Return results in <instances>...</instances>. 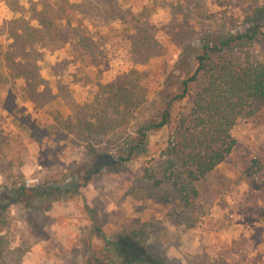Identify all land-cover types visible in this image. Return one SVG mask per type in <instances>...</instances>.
<instances>
[{"label": "rangeland", "instance_id": "obj_1", "mask_svg": "<svg viewBox=\"0 0 264 264\" xmlns=\"http://www.w3.org/2000/svg\"><path fill=\"white\" fill-rule=\"evenodd\" d=\"M255 29L253 40L221 50L240 63H264V0H0V264H122L123 255L129 263L211 264L180 242L206 223H236L234 235L259 240L264 100L237 119L233 151L197 184L201 197L189 206L156 179L165 134L191 107L202 74L174 104L172 123L119 158L162 110L158 83L169 99L204 45ZM115 53L147 81L120 74ZM26 177L40 182L12 202ZM40 185L69 192L33 197L29 189Z\"/></svg>", "mask_w": 264, "mask_h": 264}, {"label": "trees", "instance_id": "obj_2", "mask_svg": "<svg viewBox=\"0 0 264 264\" xmlns=\"http://www.w3.org/2000/svg\"><path fill=\"white\" fill-rule=\"evenodd\" d=\"M3 32H0V35ZM6 33V31H5ZM257 35V29L250 33L237 34L224 37L217 43L204 45L201 53L196 55V67L193 73L182 79L181 91L171 95L169 99L161 95L160 84L156 85V94L160 95L162 102L161 111L156 117L148 119L135 138L136 143L131 146L127 157H119L127 160L133 148L145 144L149 130H159L168 127L172 123V109L174 104L190 96V83L204 76L203 86L196 92L193 103L188 111H182L175 120L171 131L165 134L167 145L162 155L157 170V183L167 182L178 194L180 201L189 206L200 199L201 192L198 183L205 180L219 164H221L233 151L235 139L231 136V130L237 119L245 112H250L252 100H264V63L245 57L243 63L224 57L221 50L226 47L245 44L253 40ZM123 55L125 53H122ZM114 54L117 68L120 74H130L135 82H143L141 75L134 76V69L129 66V58ZM136 72V71H135ZM147 76V74H143ZM0 80L2 75L0 74ZM148 81H153L150 78ZM257 165V162L252 164ZM89 180V174L84 177ZM33 197H48L57 193H67L60 185L33 187L29 189ZM26 189L20 187L10 195L12 202H19L26 196ZM4 206H0V210ZM1 244V243H0ZM122 264H139L132 260L129 263L126 255L122 256ZM160 259L153 260L150 264H160Z\"/></svg>", "mask_w": 264, "mask_h": 264}, {"label": "crops", "instance_id": "obj_3", "mask_svg": "<svg viewBox=\"0 0 264 264\" xmlns=\"http://www.w3.org/2000/svg\"><path fill=\"white\" fill-rule=\"evenodd\" d=\"M73 112L74 110L69 111L68 115L74 116ZM220 167L221 164L216 167V170H219ZM79 190L82 189L79 188ZM81 200L93 207L90 200ZM72 203L73 201L71 200L67 201V209L75 213V209L71 208ZM202 226H207L205 232L201 231L200 234L193 237L182 236L180 239L183 250L185 252L188 251L196 259L198 255L204 254L212 261L211 264H264V231L259 236V240H256L252 235L253 233L250 235V232L245 235H234L236 232L234 227H238L236 223H217L214 229L213 226H209L207 223ZM224 226L225 229L219 230L220 227ZM258 226L264 227V223H258ZM226 228L228 229L227 232ZM239 244L245 246L243 247ZM190 245L193 247H190Z\"/></svg>", "mask_w": 264, "mask_h": 264}, {"label": "built area", "instance_id": "obj_4", "mask_svg": "<svg viewBox=\"0 0 264 264\" xmlns=\"http://www.w3.org/2000/svg\"><path fill=\"white\" fill-rule=\"evenodd\" d=\"M39 182H40V179L38 177H26L21 182V185L23 187L29 188L31 186L39 184Z\"/></svg>", "mask_w": 264, "mask_h": 264}, {"label": "water", "instance_id": "obj_5", "mask_svg": "<svg viewBox=\"0 0 264 264\" xmlns=\"http://www.w3.org/2000/svg\"><path fill=\"white\" fill-rule=\"evenodd\" d=\"M50 186H52V185H50ZM54 186H56V185H54ZM74 187H76V184H74Z\"/></svg>", "mask_w": 264, "mask_h": 264}]
</instances>
